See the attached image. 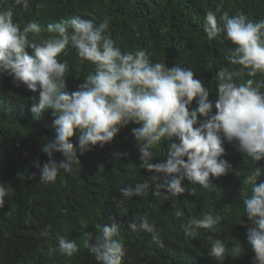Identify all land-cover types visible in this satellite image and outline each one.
I'll return each mask as SVG.
<instances>
[{
    "label": "clouds",
    "instance_id": "9594fccd",
    "mask_svg": "<svg viewBox=\"0 0 264 264\" xmlns=\"http://www.w3.org/2000/svg\"><path fill=\"white\" fill-rule=\"evenodd\" d=\"M15 3L29 7V0ZM219 11L206 13L204 32L209 40L223 33L235 46L228 60L240 67L236 71L226 67L218 71L221 83L214 104L209 90L194 78L191 69L153 64L142 49L122 52L106 33L107 19L96 25L76 16L49 24L47 31L55 35L38 44L28 39L29 33L41 32L37 22H28L21 29L13 21L11 10L0 11V106L14 105L17 109L11 119L17 120L27 107L4 98L2 92L30 90L36 101L32 112L39 115L46 110L44 130L46 136L55 139L42 147L49 160L42 167L39 161L34 162L43 183L54 182L61 169L72 172L73 164L80 163L73 144L86 150L93 148L99 162L125 160L128 150L115 153L113 147L104 146L120 130L133 128L130 123L140 125L132 129V136L122 140L121 146H131L136 139L141 165L155 182L154 194L163 189L165 199L177 198L185 191L183 182L188 180L191 202L181 203L172 229L180 231L188 245L203 250L211 264H235L242 255L241 247L227 251L219 238L214 243L197 238L200 231L207 235L217 231L218 218L209 213L221 211L225 183L234 173L231 154L244 158L243 152L257 162L264 159V92L259 91L264 83L254 87L253 79L236 82L245 75L264 73V20L253 22L243 13L229 15L226 11L218 17ZM69 46L80 58L95 65V72L75 91L74 83L65 82L68 62L57 59ZM194 99L197 107L189 111ZM28 117L31 120L29 109ZM173 138L179 142L171 143L152 163L153 147L162 139ZM233 140L238 145L232 148L228 142ZM56 153L64 159L57 162ZM259 175V171L253 174L251 195L243 199L244 212L252 225L247 229V241L255 253L254 264H264V182H255ZM123 182L113 178L112 187L107 190L120 197L114 198L117 207L133 196L146 195L152 186L147 180L135 186ZM9 192L10 186L0 183V208ZM97 227L99 234H89L85 241L89 252L98 264H122L127 254L125 240L119 237L122 230L115 222ZM127 230L136 237L152 236L154 242H159L156 225L146 216L133 218ZM52 251L71 257L79 252V246L75 240L61 238Z\"/></svg>",
    "mask_w": 264,
    "mask_h": 264
},
{
    "label": "trees",
    "instance_id": "16d2710c",
    "mask_svg": "<svg viewBox=\"0 0 264 264\" xmlns=\"http://www.w3.org/2000/svg\"><path fill=\"white\" fill-rule=\"evenodd\" d=\"M217 9L220 10L218 17L226 11L229 15L243 13L253 22L264 20V0H29L27 9L17 5L15 0H0V11L11 10L13 21L21 29L28 22L41 26L40 33L28 34L29 41L38 44L55 35L47 31L49 24L76 16L96 25L107 19L106 33L122 52L142 49L153 64L191 69L194 78L201 80L209 90L213 104L218 99V84L221 83L218 71L225 67L236 71L240 67L229 62L228 56L235 46L223 33L209 40L204 32L206 13ZM28 52L31 54L32 50ZM57 59L68 62L65 82L75 84L73 91L95 72V65L80 58L71 46ZM247 79H253L256 87L264 83V73L254 77L245 75L236 82ZM259 91L264 92V87ZM2 96L25 104L27 108L15 120L11 119L17 109L14 105L0 106V183L10 186L9 195L0 208V264H98L85 241L89 234L93 237L99 234L98 225L113 222L122 230L119 237L125 240L127 249L122 264H211L203 250L188 245L181 232L172 229L177 223L176 212L180 211L181 203L191 202L188 180L183 182L185 191L177 198L165 199L163 189L154 194L155 182L141 165L136 139L131 146H121L122 140L127 135L132 136V129L140 125L130 123L133 128L120 130L104 146L113 147L115 153L128 150L125 160L99 162L93 148L86 150L73 144L80 163L73 164L72 172L61 169L54 182L43 183L34 162L39 161L42 167L49 160L42 147L48 140L55 139L46 136L44 130L46 110L39 115L32 112L36 101L30 90L25 93L6 90ZM196 107L194 99L189 111ZM215 111L213 107V114ZM178 142L176 138L172 141L162 139L152 149L155 156L151 162L155 163L171 143ZM228 144L233 148L238 142L233 140ZM241 157L244 158L231 154L234 173L225 183L221 211L209 213L218 218L217 231L208 235L200 231L197 240L213 242L219 238L227 251L239 246L243 252L235 264H254L255 253L247 241V229L252 225L244 212L243 199L251 195L254 173H260L255 177L257 184L264 182V159L257 162L243 152ZM54 159L59 162L64 157L56 153ZM113 178L133 186L147 180L152 186L146 195L133 196L128 199L131 201L117 207L114 198L120 197L107 193ZM144 216L156 225L159 242H154L152 236L136 237L127 230L133 218ZM61 238L75 240L79 252L71 257L53 252Z\"/></svg>",
    "mask_w": 264,
    "mask_h": 264
}]
</instances>
